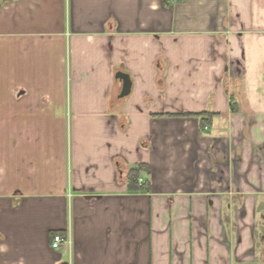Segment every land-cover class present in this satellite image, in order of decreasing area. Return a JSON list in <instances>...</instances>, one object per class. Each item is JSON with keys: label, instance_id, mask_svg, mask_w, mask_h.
<instances>
[{"label": "crops", "instance_id": "0c3cea01", "mask_svg": "<svg viewBox=\"0 0 264 264\" xmlns=\"http://www.w3.org/2000/svg\"><path fill=\"white\" fill-rule=\"evenodd\" d=\"M259 187L264 0H0V264H264Z\"/></svg>", "mask_w": 264, "mask_h": 264}, {"label": "trees", "instance_id": "16d2710c", "mask_svg": "<svg viewBox=\"0 0 264 264\" xmlns=\"http://www.w3.org/2000/svg\"><path fill=\"white\" fill-rule=\"evenodd\" d=\"M198 117H200V126L201 129L204 128V126H207L210 123L211 117L214 116L212 113L204 112L202 114H197ZM141 172H148V167L144 165L135 166L134 168H131V170L128 173L127 176V187L131 191L136 190H146V182L145 184L138 185L137 180L139 178V175Z\"/></svg>", "mask_w": 264, "mask_h": 264}, {"label": "rangeland", "instance_id": "374dc122", "mask_svg": "<svg viewBox=\"0 0 264 264\" xmlns=\"http://www.w3.org/2000/svg\"><path fill=\"white\" fill-rule=\"evenodd\" d=\"M255 190H258L260 192V193L256 192L258 194L257 196L258 201L257 203H255L257 208L254 218L255 241L259 244H264V192H263L264 187H259L258 189L256 188ZM259 249H261V247ZM261 254L264 255V252H262Z\"/></svg>", "mask_w": 264, "mask_h": 264}, {"label": "built area", "instance_id": "2783aa9c", "mask_svg": "<svg viewBox=\"0 0 264 264\" xmlns=\"http://www.w3.org/2000/svg\"><path fill=\"white\" fill-rule=\"evenodd\" d=\"M139 184H141V180H138ZM66 240L59 234L53 235L51 247L55 250L60 249V246L65 243Z\"/></svg>", "mask_w": 264, "mask_h": 264}, {"label": "water", "instance_id": "95a60500", "mask_svg": "<svg viewBox=\"0 0 264 264\" xmlns=\"http://www.w3.org/2000/svg\"><path fill=\"white\" fill-rule=\"evenodd\" d=\"M118 77H121L124 80V86H123V91L121 92V96H124L129 88V81L127 76L122 75V74H118ZM61 264H68L67 262H62Z\"/></svg>", "mask_w": 264, "mask_h": 264}]
</instances>
